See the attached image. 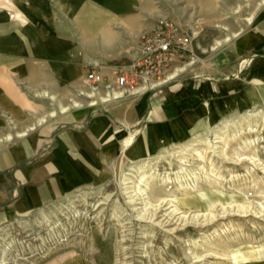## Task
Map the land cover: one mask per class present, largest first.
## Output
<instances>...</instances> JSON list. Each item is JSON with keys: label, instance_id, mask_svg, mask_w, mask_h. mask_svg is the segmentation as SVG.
<instances>
[{"label": "crops", "instance_id": "crops-1", "mask_svg": "<svg viewBox=\"0 0 264 264\" xmlns=\"http://www.w3.org/2000/svg\"><path fill=\"white\" fill-rule=\"evenodd\" d=\"M147 1L0 0V226L63 197L82 175L163 158L258 106L264 7L207 65L170 69L162 90L110 102L91 92L90 65L108 73L152 29Z\"/></svg>", "mask_w": 264, "mask_h": 264}, {"label": "rangeland", "instance_id": "rangeland-1", "mask_svg": "<svg viewBox=\"0 0 264 264\" xmlns=\"http://www.w3.org/2000/svg\"><path fill=\"white\" fill-rule=\"evenodd\" d=\"M263 7L264 0H148L146 18L152 28L168 19L186 29L194 57L179 67H200L232 47ZM246 111L228 133L224 122L199 137L201 155L182 146L134 163L129 189L121 180L132 163L117 161L1 225L0 264H264V96ZM213 132L223 138L216 153L207 150Z\"/></svg>", "mask_w": 264, "mask_h": 264}, {"label": "built area", "instance_id": "built-area-1", "mask_svg": "<svg viewBox=\"0 0 264 264\" xmlns=\"http://www.w3.org/2000/svg\"><path fill=\"white\" fill-rule=\"evenodd\" d=\"M194 57L192 35L178 23L161 19L140 36L136 49L121 61L106 65L91 64L85 84L88 89L110 102V94L136 95L162 90L170 81V69ZM181 67V66H180ZM121 97L113 95V101Z\"/></svg>", "mask_w": 264, "mask_h": 264}, {"label": "bare ground", "instance_id": "bare-ground-1", "mask_svg": "<svg viewBox=\"0 0 264 264\" xmlns=\"http://www.w3.org/2000/svg\"><path fill=\"white\" fill-rule=\"evenodd\" d=\"M251 20V19H250ZM229 40V39H228ZM228 123H232V121H228V122H226L225 123V127L223 128L224 130H225V132L226 133H228ZM230 125V124H229ZM219 128V127H218ZM208 133H210V132H208ZM213 137H214V142H212L210 139H208V137H207V142H208V149L207 150H210L211 152L213 151L214 153H216V151H218L217 150V146H214V145H216V143H218V142H220V141H216V140H221V139H223L221 136H219L218 135V133L217 132H213L212 134H211ZM199 139H201V141L203 140L202 138H195L193 141H191L189 144H185L186 145V149H188V150H190V149H192V150H194V151H196L197 152V154H199V155H201V153H200V151L199 150H197L196 149V145H197V143H198V141H199ZM224 141H225V139H224ZM181 148V147H180ZM222 152V151H221ZM225 154V153H224ZM224 154H222V155H224ZM180 156V155H179ZM165 158V157H164ZM180 161L181 162H184L185 160L183 159V158H181L180 157ZM143 163H145V162H143ZM148 163V162H147ZM146 164V163H145ZM151 164V163H150ZM140 165V164H139ZM138 165V166H139ZM148 166H149V164H148ZM147 166V167H148ZM151 167V166H150ZM183 168V167H182ZM181 168V169H182ZM139 169V168H138ZM137 168H135V167H131V169H129V171L130 172H128V173H124L123 174V178H122V184L125 186V188H128V185L131 183V181L133 180V178H135V176H136V170H138ZM139 171V170H138ZM144 178H146V175H145V172H142V174H141V176L140 177H138V181L137 182H143V180H144ZM134 181V180H133ZM136 182V183H137ZM134 183V182H133ZM135 184V183H134ZM133 185V184H132ZM136 186V185H135ZM129 189V188H128ZM134 190V189H133ZM141 190V189H140ZM135 191V190H134ZM136 191H138V190H136ZM140 192V191H139ZM133 193V192H132ZM131 193V194H132ZM136 193V192H135ZM137 194V193H136ZM131 196H133V195H131ZM135 196V195H134ZM139 196V195H138ZM139 198V197H138Z\"/></svg>", "mask_w": 264, "mask_h": 264}]
</instances>
